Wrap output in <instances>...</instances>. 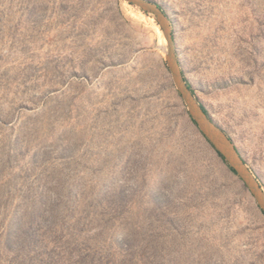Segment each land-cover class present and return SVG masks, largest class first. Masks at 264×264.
<instances>
[{
    "label": "rangeland",
    "instance_id": "374dc122",
    "mask_svg": "<svg viewBox=\"0 0 264 264\" xmlns=\"http://www.w3.org/2000/svg\"><path fill=\"white\" fill-rule=\"evenodd\" d=\"M156 1L264 188V0ZM166 49L126 0H0V264H264V213Z\"/></svg>",
    "mask_w": 264,
    "mask_h": 264
},
{
    "label": "water",
    "instance_id": "95a60500",
    "mask_svg": "<svg viewBox=\"0 0 264 264\" xmlns=\"http://www.w3.org/2000/svg\"><path fill=\"white\" fill-rule=\"evenodd\" d=\"M130 4L155 18L167 42L166 59L172 74L173 81L182 95L192 119L196 122L201 133L211 143L217 153L228 161L236 173L241 177L249 191L255 198L258 206L264 212V188L255 176L247 161L241 154L232 137L212 117L206 107L201 103L192 85L187 79L175 41L172 19L156 0H126Z\"/></svg>",
    "mask_w": 264,
    "mask_h": 264
},
{
    "label": "trees",
    "instance_id": "16d2710c",
    "mask_svg": "<svg viewBox=\"0 0 264 264\" xmlns=\"http://www.w3.org/2000/svg\"><path fill=\"white\" fill-rule=\"evenodd\" d=\"M195 122V121H194ZM196 123V122H195ZM222 158H223V160L229 165V163H228V161L225 159V157L224 156H222L220 153H218ZM230 166V165H229ZM235 173H236V171L232 168V167H230ZM237 174V173H236ZM264 213V212H263Z\"/></svg>",
    "mask_w": 264,
    "mask_h": 264
}]
</instances>
